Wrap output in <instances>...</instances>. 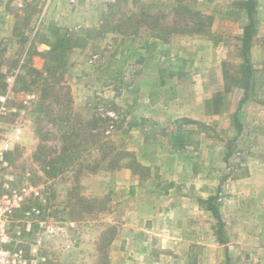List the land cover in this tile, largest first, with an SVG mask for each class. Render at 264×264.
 I'll list each match as a JSON object with an SVG mask.
<instances>
[{
    "label": "rangeland",
    "instance_id": "rangeland-1",
    "mask_svg": "<svg viewBox=\"0 0 264 264\" xmlns=\"http://www.w3.org/2000/svg\"><path fill=\"white\" fill-rule=\"evenodd\" d=\"M178 1L209 15L211 22L201 34L171 32L165 35V41L154 37L152 24L189 26L190 22L181 20L176 11ZM237 1L0 0V110L4 107L0 112V143L10 146L0 161V192L4 182L37 188L39 195L21 205L11 223L13 226L28 207L43 211L47 220L44 227L37 230L35 226L34 235L20 241L36 264H156V260H163V264H199L202 259H220L222 250L213 248H111L109 238L121 242L123 235L133 232L121 222L128 213L123 204L127 188L117 189L112 178L120 167L132 162L130 156L139 164L138 159H158L164 168L177 160L186 164L198 149L204 158L221 165L222 156L229 150L239 162L242 151L264 150V135L254 142L246 135L254 128L264 134V115L252 116L246 109L247 104L264 103V0H255L254 5L255 32L249 49L251 85L247 91L233 85L225 90L223 70L230 74L238 70L243 29L248 21ZM55 29L69 40L62 81L69 86V108L76 114L74 124L81 128L76 143L82 142L76 148L79 164H69L61 173L52 168L59 166L53 160L62 138L57 125L40 112V85L32 83L36 74L29 69H42L45 59L34 51L49 48L46 42L54 38ZM30 44L31 51L26 54ZM154 98L159 101L149 104L148 100ZM45 100L52 98L48 95ZM170 101L173 108L186 104L188 114L200 117H176L183 132V147L177 152L167 148L168 138L177 127L172 121L177 111L168 105ZM52 107L55 114L59 106L54 103ZM236 107L237 120L244 118L246 125L240 124L242 136L232 139L234 130H239L233 119ZM183 118L195 123L182 122ZM88 121L95 123L92 131L101 132L103 141L110 140L108 145L97 150L89 144ZM43 133L48 135L44 143L51 150L36 159L39 135ZM163 133L168 134L167 139ZM72 138H66L68 147ZM123 151L131 155L111 161ZM142 151L146 153L141 158L135 155ZM158 152L162 154H155ZM103 153L107 157L100 159ZM78 171L82 173L78 175ZM137 171L144 175L146 169ZM217 191L210 196L215 197L218 207L222 189ZM212 218L217 231L219 225ZM36 239L40 243L31 248ZM236 256L241 264L253 263L250 257H243V251Z\"/></svg>",
    "mask_w": 264,
    "mask_h": 264
},
{
    "label": "crops",
    "instance_id": "crops-1",
    "mask_svg": "<svg viewBox=\"0 0 264 264\" xmlns=\"http://www.w3.org/2000/svg\"><path fill=\"white\" fill-rule=\"evenodd\" d=\"M162 92H165V88H162ZM148 103L151 104L150 100ZM171 103L173 102L170 101L168 105L173 108L174 104ZM247 105V112L252 113V116L264 115V103ZM238 107L233 110L234 121L237 120ZM189 109L186 104L173 108L177 112L172 121L175 122L180 116L200 119L188 114ZM256 111L260 113L254 114ZM203 115L204 112L200 114L202 117ZM252 116L251 119L254 118ZM240 124L246 125V120L238 118L239 130H234L232 139L240 138L238 134L242 136V133H239L242 132ZM163 135L167 139L168 134ZM246 135L254 142L262 139L264 134L254 128L249 129ZM167 148L171 152H177L170 143ZM137 153L135 155L141 158L146 152ZM155 154L160 156L162 152ZM241 154L244 156L239 162L233 150H229L222 156L221 165L220 162L217 164L209 158H204L198 149L193 151L186 164L182 165L183 163L177 160L166 164L164 168L158 164V159H138L146 169L143 176L127 165L120 167L113 175L112 181L117 189L127 188L126 192H123V204L127 206L128 213L121 222L133 232L123 235L121 242L112 239L111 248L127 245L129 248H204L208 251L213 248L217 252L222 250V256L220 255L217 261L212 258L205 261L202 259L199 264H220L221 259L222 264H241L236 253L243 251L244 258L250 257L253 260L251 264H264V150L242 151ZM215 183L218 188L214 190L212 186ZM221 189L218 210L222 229L217 228L215 231L212 213L200 200ZM45 222L46 219L44 224ZM158 251L166 252L162 249ZM186 251L187 256L188 249ZM155 262L163 264V260Z\"/></svg>",
    "mask_w": 264,
    "mask_h": 264
},
{
    "label": "trees",
    "instance_id": "trees-1",
    "mask_svg": "<svg viewBox=\"0 0 264 264\" xmlns=\"http://www.w3.org/2000/svg\"><path fill=\"white\" fill-rule=\"evenodd\" d=\"M238 4L241 8L244 9L246 17H247V24L244 26V32L241 39V52H240V58L242 62L238 66V70H235L234 74H230L227 72V69L223 70V78L224 81L227 82L225 86V90H229L230 85L238 86L244 89V91H247V89L251 85V79L253 74V66L250 63V55H249V49L251 45V38L255 32V20L253 17L254 14V5L255 0H238L235 2ZM176 11L180 12L181 14V20L183 21H189V26H184L183 28H177L176 26H156L155 24H152L150 26L154 31V37L165 41V35L171 32H179V33H195V34H201L205 30V26L207 23L211 22V17L206 14H201L197 10H193L192 8L187 7L186 5L180 4V1H178L177 6L175 7ZM148 18L150 15H146ZM147 23V21H146ZM149 25V24H148ZM68 38L65 37V34H60L59 29H55L54 32V38L52 40H49L46 42V44L49 46V48L42 52L34 51V53H38L40 56H42L44 60V64L41 70H38L36 68L30 67L29 69L36 74L35 78L32 80L33 84L40 85L41 90V96H40V112L42 115H45L47 119H49L53 124L57 125L56 131L57 133H60V137L62 138V146L57 152V154L54 156L53 162L58 163V167H53V172L61 173L66 170L69 164H79V161L76 159H79L80 156L77 154V147L82 145V142L76 143V139L80 136L81 128H76L77 125L74 124L75 122V116L76 114L72 111V109L69 108L71 104V96L69 91V86L62 81L63 75L66 72V64H65V55L66 50L68 47ZM31 51V44L28 47V50L26 54H28ZM235 79V80H234ZM231 84H229V81ZM56 86L59 88L56 90ZM64 91V92H63ZM60 92H63V94ZM50 95L52 98V101H47L46 96ZM246 98L244 96L240 101L239 104L243 102V100ZM155 98L151 99L150 102H155ZM57 103L59 108L57 109L56 113L54 114V108L52 107V104ZM182 122H191L195 123L194 120H190L187 118H183L181 120ZM176 123V130L173 134H171L169 140L170 145L172 148L177 149L183 147V141L182 136L183 132L181 129V123L180 121H175ZM42 120H38V125L41 126ZM84 124V123H83ZM86 124L89 125V132H87L89 144L93 147H96L97 150L101 149L103 145L109 144L110 140L103 141V134L95 129V123L92 121L86 122ZM80 126L82 124L80 123ZM38 132L41 131V127L37 128ZM188 133H191V131H188ZM48 134V133H47ZM73 136L71 139L72 145L71 147L67 146L66 138L67 136ZM40 142L36 148L35 151V158L38 159L42 154H47V150H51V147L44 143V139L47 138L45 136V133L40 134ZM102 152V150H101ZM131 155L129 152L123 151L120 152V154H115L113 158H111V161L116 158L120 157V155ZM107 154H102L100 156V159L106 158ZM132 159V162L127 165L131 167L136 173H139L137 170L138 168H141V164L134 161L133 156H130ZM76 160V161H75ZM97 166L98 164H94ZM115 165V164H114ZM116 167V166H115ZM120 167L119 165L117 166ZM93 171H95L93 169ZM82 173L81 171H78L77 174L79 175ZM143 176V174L139 173ZM145 175V173H144ZM215 197L209 196L206 199L200 200L201 204L205 205L206 209L209 210L214 218H216L218 223V230L222 229V220L219 214V210L217 207V203L214 202ZM112 240V238H109V241Z\"/></svg>",
    "mask_w": 264,
    "mask_h": 264
},
{
    "label": "built area",
    "instance_id": "built-area-1",
    "mask_svg": "<svg viewBox=\"0 0 264 264\" xmlns=\"http://www.w3.org/2000/svg\"><path fill=\"white\" fill-rule=\"evenodd\" d=\"M4 107H1L0 112ZM8 142L0 143V161L3 160V152L9 149ZM0 192V264H36L25 248L20 245L21 237L33 236L34 227L37 230L44 227L43 211L35 207L26 208L20 219L12 226L13 216L31 197L39 195L38 190L31 184L16 187L8 182L2 184ZM39 239L30 244L36 246ZM36 244V245H35Z\"/></svg>",
    "mask_w": 264,
    "mask_h": 264
}]
</instances>
